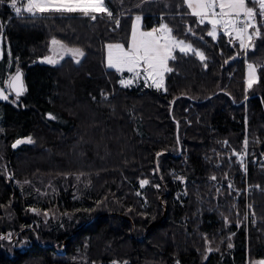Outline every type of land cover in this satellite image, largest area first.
Instances as JSON below:
<instances>
[{"label": "trees", "instance_id": "obj_1", "mask_svg": "<svg viewBox=\"0 0 264 264\" xmlns=\"http://www.w3.org/2000/svg\"><path fill=\"white\" fill-rule=\"evenodd\" d=\"M106 3L114 19L32 16L24 2L18 16L11 0L0 2V85L20 69L25 82L23 95L0 102V264L264 258V167H250L245 192L237 163L245 141L257 149L250 160L264 161V27L245 52L222 32L208 36L183 0ZM135 15L164 21L206 60L176 50L164 89L121 85L104 47L127 42ZM52 38L83 50L81 61L45 62ZM247 62L259 73L250 89ZM214 242L220 251L207 254Z\"/></svg>", "mask_w": 264, "mask_h": 264}, {"label": "snow or ice", "instance_id": "obj_2", "mask_svg": "<svg viewBox=\"0 0 264 264\" xmlns=\"http://www.w3.org/2000/svg\"><path fill=\"white\" fill-rule=\"evenodd\" d=\"M183 3L190 10V15L197 18L200 25L207 23L211 26L207 35L213 39L217 38L218 32H222L230 38V43L238 42L240 49L246 52L254 46V40L261 36V27H264V0H183ZM11 6L18 16L22 14V8L17 6V0H11ZM23 12L32 16L38 13H80L92 20H96L98 14H106L110 19H114L113 11L106 0H27ZM135 19L137 23L132 26L127 47L123 43L107 45V66L115 68L118 72L127 71L131 74V78L120 81L121 85L128 87L133 82L143 79L148 87L163 88L164 75L172 71L168 65L170 60L175 59L176 50L184 54L192 53L202 62L206 60L203 51L194 48L192 43L178 39L167 23H161L159 27H154L151 31H141L138 23L141 17L136 16ZM115 23L119 26V20ZM187 31L195 35L191 28ZM52 44L59 46L60 52L70 54L73 58L84 55L81 49L68 48L56 39L52 40ZM45 60L50 64L57 63L53 56L45 57ZM77 62H79L78 59ZM258 80L257 66L249 63L247 88H252ZM9 88L15 92L17 98L25 91L22 74L19 71L10 78ZM0 99H8L2 89H0ZM24 142L32 143L33 141L31 137L27 141L17 140L13 147ZM246 148L247 141H245ZM212 179L216 178L212 177ZM146 184H148L147 180L140 182L141 187ZM231 246L229 244V247ZM259 264H264V261H260Z\"/></svg>", "mask_w": 264, "mask_h": 264}, {"label": "rangeland", "instance_id": "obj_3", "mask_svg": "<svg viewBox=\"0 0 264 264\" xmlns=\"http://www.w3.org/2000/svg\"><path fill=\"white\" fill-rule=\"evenodd\" d=\"M165 3H170V0H161ZM21 2H24L26 3L27 1L25 0H17V6H20L21 5ZM107 2V0H106ZM22 6V5H21ZM136 16H140V15H135L133 20H132V24H131V31H132V26L134 23H137L136 22ZM141 17V20L138 22L139 23V28L141 31H151L152 28L154 27H159V25L161 23H165L164 21H157V20H154L155 22H159V23H153L151 25H149L146 21H144V18L142 16ZM131 31H130V35H129V38L127 40V42H116V41H110L108 43H106L105 47H104V57H105V62H106V65H107V45L108 44H116V43H123L125 45V47H127V43L128 41L130 40V37H131ZM55 39V38H52L51 39V45H50V52L47 56L45 57H49V56H53L56 60H57V63L53 64V65H57L59 63H61V61L64 59V57H66L65 55H70V54H64L62 52L59 51V46H54L52 44V40ZM179 39V38H178ZM187 42V41H186ZM61 44L63 45H66L68 48H75V47H70L68 46L67 44H64L62 42H60ZM187 43H191V42H187ZM3 45H4V37L3 35H0V62L2 61L3 59V55H4V51H3ZM193 45V44H192ZM194 48H196L194 45H193ZM197 49V48H196ZM198 50H200V48H198ZM83 51V50H82ZM84 53V52H83ZM44 57V58H45ZM83 57V56H82ZM82 57H78V58H74L75 61L77 62V59L78 61H81ZM46 62V60H45ZM48 63V62H47ZM50 64V63H49ZM249 64V62L246 63V66ZM169 66V65H168ZM108 67V66H107ZM109 68V67H108ZM258 68V67H257ZM115 69V68H113ZM122 73V76H123V79L122 80H126V79H129L131 78V74L128 73L127 71L125 72H121ZM259 75V73H258ZM9 76V74L7 73L5 78L3 79V82H2V85H0V87L4 88L10 95H12V92L10 91V88H9V82H8V79L7 77ZM141 82H144L143 79H140L139 81H135L133 82L132 85H136V84H139ZM150 83V81H149ZM165 84H166V73L164 75V87L161 88V89H164L165 88ZM255 85V84H254ZM28 139V138H27ZM26 138H22V139H18V140H23V141H27ZM16 143L15 142H12L10 143V148H14V150H18L19 147L22 145V144H29L27 142H24V143H20L18 144L16 147H13V145ZM24 146V145H23ZM255 150L257 152V149L255 148V146L253 147H250V144L248 145L247 144V148L245 149L244 147V151H239L238 153H240L238 156H237V163L240 165V169L242 171V173L244 174L245 178H246V187H245V192L249 191L251 188H252V185L251 183H249V172H250V167L251 166H258V164H256L257 162H260L261 165H259V167H264V161H251L250 159L253 158L254 160L257 159L258 157V154L256 155H253L251 156V153H255ZM250 157V158H249ZM261 159L264 160V158L262 157ZM263 164V165H262ZM258 189L260 188L258 185L256 186ZM147 233V231L145 232ZM222 243V242H221ZM209 249H211V251H209ZM217 251H220L219 248L216 247L215 245V242L212 246H209L208 248V251H207V254H209L210 252H217ZM260 261H264V258H258V257H254L253 260H249L248 258V264H259Z\"/></svg>", "mask_w": 264, "mask_h": 264}, {"label": "water", "instance_id": "obj_4", "mask_svg": "<svg viewBox=\"0 0 264 264\" xmlns=\"http://www.w3.org/2000/svg\"><path fill=\"white\" fill-rule=\"evenodd\" d=\"M18 71L22 74V80H23V84H24V88H25L24 73H23V71H22L21 69L18 70ZM16 73H17V71H16L12 76H15ZM0 89H2V90L4 91V94L7 95V96H8V99H9V97H10L11 95H10V94H9L4 88L0 87ZM10 91L12 92V94L16 95L15 92H14L12 89H10ZM24 93H25V91H24L21 95H23ZM8 99H7V100H8ZM7 100L0 99V102H4V101H7ZM157 160H158V159H157ZM157 163H158V161H157ZM165 214H166V212L164 213V216H165ZM97 218H98V216L93 217L91 220H89V221L85 222L84 224L80 225V226L76 229V231H75L71 236H73L78 230L82 229L83 227H85L86 225H88V224L91 223L92 221L96 220ZM142 238H143V237H142Z\"/></svg>", "mask_w": 264, "mask_h": 264}, {"label": "built area", "instance_id": "obj_5", "mask_svg": "<svg viewBox=\"0 0 264 264\" xmlns=\"http://www.w3.org/2000/svg\"><path fill=\"white\" fill-rule=\"evenodd\" d=\"M240 153H237V156L239 155Z\"/></svg>", "mask_w": 264, "mask_h": 264}, {"label": "crops", "instance_id": "obj_6", "mask_svg": "<svg viewBox=\"0 0 264 264\" xmlns=\"http://www.w3.org/2000/svg\"><path fill=\"white\" fill-rule=\"evenodd\" d=\"M113 69V68H112ZM116 70V69H115Z\"/></svg>", "mask_w": 264, "mask_h": 264}]
</instances>
